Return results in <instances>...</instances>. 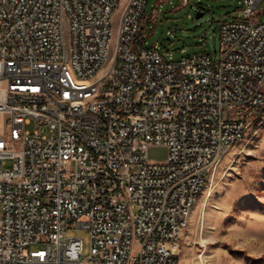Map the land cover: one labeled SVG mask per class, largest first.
<instances>
[{"label":"built area","instance_id":"1","mask_svg":"<svg viewBox=\"0 0 264 264\" xmlns=\"http://www.w3.org/2000/svg\"><path fill=\"white\" fill-rule=\"evenodd\" d=\"M147 1L0 0V264H180L211 169L264 113V21L243 0L216 58L173 59L145 45Z\"/></svg>","mask_w":264,"mask_h":264},{"label":"rangeland","instance_id":"2","mask_svg":"<svg viewBox=\"0 0 264 264\" xmlns=\"http://www.w3.org/2000/svg\"><path fill=\"white\" fill-rule=\"evenodd\" d=\"M243 5V0H148L142 19L145 45H157L173 59L195 52L216 58L221 21L243 17ZM256 14L264 21V0ZM45 127L35 120L26 124L30 131L50 133ZM168 154L163 144L148 148L155 161ZM3 165L10 167L11 159H4ZM65 235L81 236L83 256L89 253L88 229L72 225ZM178 257L180 264H264V113L245 139L211 169L182 231Z\"/></svg>","mask_w":264,"mask_h":264},{"label":"water","instance_id":"3","mask_svg":"<svg viewBox=\"0 0 264 264\" xmlns=\"http://www.w3.org/2000/svg\"><path fill=\"white\" fill-rule=\"evenodd\" d=\"M197 16H199V14Z\"/></svg>","mask_w":264,"mask_h":264}]
</instances>
